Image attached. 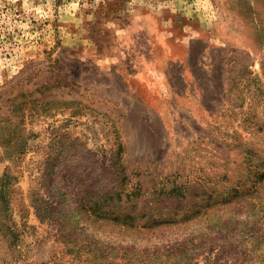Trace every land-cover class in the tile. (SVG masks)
Segmentation results:
<instances>
[{
  "label": "rangeland",
  "instance_id": "obj_1",
  "mask_svg": "<svg viewBox=\"0 0 264 264\" xmlns=\"http://www.w3.org/2000/svg\"><path fill=\"white\" fill-rule=\"evenodd\" d=\"M259 171L264 0H0V264H109L90 208L123 172L147 215L210 205L145 240L264 264Z\"/></svg>",
  "mask_w": 264,
  "mask_h": 264
},
{
  "label": "trees",
  "instance_id": "obj_2",
  "mask_svg": "<svg viewBox=\"0 0 264 264\" xmlns=\"http://www.w3.org/2000/svg\"><path fill=\"white\" fill-rule=\"evenodd\" d=\"M129 176L126 173L119 174L118 184L109 188L108 192L98 193L96 199L92 202L91 215L96 216L99 220L109 222V241H112V247H109L107 253L102 254L100 260L107 259L109 256V264H185L189 255L194 250L193 242L201 240L202 236L194 238L193 233L186 234L181 238H165L155 241H147L144 234H148L150 230L153 233L162 231L170 226L188 223L195 218L202 210L206 212L210 207L209 204H197L193 210H171L167 216L155 217L151 213L147 215L146 210H151L153 204L158 200L153 199L151 205L143 203L145 193L141 184L130 185ZM264 178V171H259L258 179ZM5 187V186H4ZM165 194L167 198L164 200H177L178 197H184L183 193L174 187L170 190L162 189L158 194ZM236 196V193L234 194ZM157 199L158 196H156ZM233 198L226 195L220 201L226 204L228 200ZM5 199V196H2ZM163 203V201H161ZM166 206L162 205V208ZM161 209L160 207L156 208ZM161 213V212H160ZM181 213V215H180ZM197 213V214H196ZM193 214V215H192ZM180 215V217H179ZM192 215V216H191ZM159 235V234H158ZM144 237V238H143ZM12 243L18 242L17 236H11ZM101 248L100 251H105ZM95 255V259H96Z\"/></svg>",
  "mask_w": 264,
  "mask_h": 264
}]
</instances>
